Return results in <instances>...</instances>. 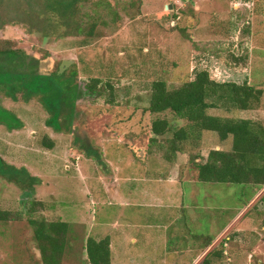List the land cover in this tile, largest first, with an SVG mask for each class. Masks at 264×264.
I'll return each mask as SVG.
<instances>
[{
	"label": "rangeland",
	"instance_id": "rangeland-1",
	"mask_svg": "<svg viewBox=\"0 0 264 264\" xmlns=\"http://www.w3.org/2000/svg\"><path fill=\"white\" fill-rule=\"evenodd\" d=\"M49 6L50 0H0V40L17 42L38 61L31 66L38 75L74 69L83 97L70 100L67 115L78 117L68 135L54 132L42 106L47 77L27 101L0 93V114L9 112L11 124L21 126L8 130L0 123V210L22 215L0 223V264H42L27 223L32 200L51 205L42 214L47 220L69 224L63 264H89V237L110 238L111 264H204L206 256L208 264H264V218L255 215L256 208L264 211L263 191L199 182L187 155L175 166L150 156L147 125L154 118L176 122L170 113H142L153 81L174 88L188 79L196 45L248 49L250 81L264 92V0H84L69 14ZM86 23L95 24L93 37L80 33ZM91 79L101 82L103 95L88 93ZM109 95L112 106L105 104ZM209 112L264 121V96L252 111ZM46 136L54 140L52 150L41 144ZM205 136L204 155L231 145ZM8 167L30 181H11ZM221 242L229 244L217 257Z\"/></svg>",
	"mask_w": 264,
	"mask_h": 264
},
{
	"label": "trees",
	"instance_id": "trees-1",
	"mask_svg": "<svg viewBox=\"0 0 264 264\" xmlns=\"http://www.w3.org/2000/svg\"><path fill=\"white\" fill-rule=\"evenodd\" d=\"M50 2L53 7L49 6V11L50 9L54 12L65 10L62 13L69 14L84 0H50ZM95 27V24L86 23L79 27V31L87 37H93ZM245 33L250 32L246 30ZM0 41V93L9 99L21 94L27 101L30 96H34L31 95L36 91L32 90L33 86L35 84L42 86V81L47 77L49 82L46 88L40 87L39 92L44 95V99L41 100L42 106L50 112V119L55 125L54 132L72 135V131L69 130L70 124L78 116L67 115L71 107L70 100L72 97L75 99L83 97V93L78 91L76 85V71L71 69L67 74L61 71V75L57 72L47 76L38 75V70L34 71L31 67L33 63L38 64V61L32 62L29 56L23 55L17 47V42L5 38ZM250 54L248 49L243 53L233 49L218 52L196 45L191 55V70L186 81L174 88H170L165 81H153L150 85L148 107L142 108V113L148 117L170 113L175 118L176 124L167 118H154L147 125L150 133L147 154L160 157L170 166L176 165L179 155H187L186 166L196 174L199 182L240 185L250 189L252 195L263 191L264 121L234 119L209 112L218 110L225 113L245 112L260 107L264 92L262 85H253L250 81V72H248L252 61ZM62 80L65 84L61 83ZM100 83L98 79H91L86 83L85 88L90 95L101 96L104 94L103 89H97ZM107 87L112 96L113 88ZM110 95L105 104L112 106L114 100ZM9 115V112L0 114V123L4 122L3 125L8 130L20 129V124H11L14 123V118ZM207 133L214 135L220 146L230 140L229 149L213 148L207 155L202 154L201 142ZM41 144L49 150L54 148V140L49 136H46ZM188 144L192 147L191 151L188 149ZM7 169L11 171L10 180L16 184L27 183L26 180L31 179L26 172H12L11 167ZM23 174L26 175L24 181ZM261 201L264 202V192ZM46 203L42 200H32L28 209L27 223L32 231L41 263L63 264L69 245V224L61 219L49 221L43 217L42 214L52 209L51 205ZM258 214L264 218V211ZM21 219L22 215L19 213L0 210V223ZM260 225L264 227L263 222ZM227 244L229 243L221 242L220 252H214L213 255L217 257L226 255ZM212 245L213 242L210 240L206 248ZM85 253L89 264H111L110 238L105 237L101 240L87 238ZM206 257L204 264L209 262L207 260L209 256Z\"/></svg>",
	"mask_w": 264,
	"mask_h": 264
},
{
	"label": "crops",
	"instance_id": "crops-1",
	"mask_svg": "<svg viewBox=\"0 0 264 264\" xmlns=\"http://www.w3.org/2000/svg\"><path fill=\"white\" fill-rule=\"evenodd\" d=\"M250 37H251V41H253V42L256 41V42H257V36H256V34H255L254 37H253V35L251 34ZM263 192H264V190H263ZM256 211H257V212L255 213L256 216H257V215H258V216L260 215V214H258V212H262L260 209L258 210L257 208H256ZM251 221L253 222L254 220H251ZM251 221H250V222H251ZM255 221L257 222V225H258V224H259V219H258V217H257V219H256ZM239 231H241V230H239Z\"/></svg>",
	"mask_w": 264,
	"mask_h": 264
}]
</instances>
